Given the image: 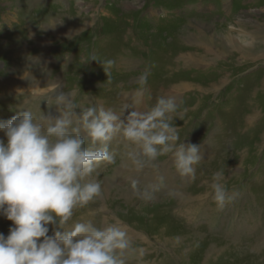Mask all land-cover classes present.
I'll list each match as a JSON object with an SVG mask.
<instances>
[{
    "label": "rangeland",
    "instance_id": "374dc122",
    "mask_svg": "<svg viewBox=\"0 0 264 264\" xmlns=\"http://www.w3.org/2000/svg\"><path fill=\"white\" fill-rule=\"evenodd\" d=\"M33 1L0 0V42L11 49L10 55L0 56V121L22 107L57 115L46 100H41L40 109L37 106L39 98L56 87V80L60 90L74 93L77 103L119 112L132 102L136 78L147 66L151 74L142 109L149 110L159 96L176 97L181 114L173 122L181 142L208 147L195 179L188 180L177 174L170 157H160L156 169L137 173L128 158L134 146L117 138L111 144L115 163L101 165L97 177L109 180L112 194L103 193L74 219L88 215L86 220L98 226L121 221L136 234H129L134 244L146 249L144 264H198L199 253L210 243L221 256L215 261L212 255L207 264H264V0ZM31 4L41 10H29L32 16L25 18L21 5ZM44 18L51 21L35 30ZM199 30L204 31L202 37ZM109 60L112 65L103 66ZM10 80L17 86L9 92ZM0 139L6 142L2 132ZM122 159L132 170L122 165L116 169L122 170L119 175L112 176ZM168 167L177 174L172 182H185L184 191L192 195L204 192V179L227 168L224 174L231 177L224 183L230 193H239L238 201L218 214L228 217V207L234 204L238 215L246 213L243 226L230 230L225 221L209 227L205 217H199L202 208L176 216L175 192L165 191L169 179L160 178L161 169ZM144 172H155L153 181L144 178ZM132 179L141 187L155 186V199H139L130 187ZM118 188L133 197L122 199ZM192 204L195 208L198 202ZM237 221L233 218L230 225ZM11 224L0 215V233L7 236ZM182 235L187 240L174 247L173 240ZM141 237L149 243H141Z\"/></svg>",
    "mask_w": 264,
    "mask_h": 264
},
{
    "label": "clouds",
    "instance_id": "9594fccd",
    "mask_svg": "<svg viewBox=\"0 0 264 264\" xmlns=\"http://www.w3.org/2000/svg\"><path fill=\"white\" fill-rule=\"evenodd\" d=\"M102 63L110 67L113 62ZM150 74L146 66L136 78L132 102L119 112L77 103L56 80L37 106L46 100L57 115L22 107L0 121L6 137V142L0 139V215L12 222L7 236L0 233V264H144L146 249L134 244L121 221L98 226L74 217L102 198L98 168L115 163L111 144L117 138L134 146L128 158L137 173L156 169L160 157H170L181 178L195 179L203 149L181 142L173 122L181 114L177 98L159 96L142 110ZM224 180V172L217 171L210 184L219 210L239 195L230 193ZM130 187L145 203L155 199V186L141 187L132 179Z\"/></svg>",
    "mask_w": 264,
    "mask_h": 264
},
{
    "label": "bare ground",
    "instance_id": "6f19581e",
    "mask_svg": "<svg viewBox=\"0 0 264 264\" xmlns=\"http://www.w3.org/2000/svg\"><path fill=\"white\" fill-rule=\"evenodd\" d=\"M52 29V28H51ZM199 37H202L203 35H204V31H202V30H199ZM206 51L208 52V51H210V48H208L207 46H206ZM27 61V60H26ZM39 71V70H38ZM45 71V70H44ZM43 73H46V72H43ZM33 83V82H32ZM34 84V83H33ZM35 85V84H34ZM6 86H7V88H8V91L10 92L15 86H17V84H16V82L13 80H10L9 82H7V84H6ZM19 86V85H18ZM184 86V85H183ZM3 87V86H2ZM22 87V86H21ZM21 87H20V89H21ZM176 87V86H175ZM174 87V88H175ZM32 88H33V86H32ZM180 88V86H178V87H176L175 89H179ZM23 90V89H22ZM21 92V91H20ZM19 92V93H20ZM27 100V99H26ZM129 100V99H128ZM34 104V103H33ZM143 110V109H142ZM117 140V139H116ZM116 140H114L115 142H116ZM119 141V140H118ZM114 146V145H113ZM206 148H208L207 147V144H206V146L204 147V148H202V149H206ZM122 165H124V170L125 171H131L132 170V165L130 166L129 165V163H127V162H124V160L122 159L121 161H120V163H118V165L113 169V171H112V176L113 175H116V176H118L119 175V173L118 172H120V171H122V170H116L119 166H122ZM127 165H129V166H127ZM124 171V172H125ZM221 171H223V172H226L227 174L229 173L228 171L229 170H227V168H224V170H221ZM141 173V172H140ZM145 173V176H144V178H147V177H149V178H151L152 179V181H153V179H154V177H155V172H152V173H150V172H144ZM226 173L224 174V175H226ZM147 174V175H146ZM128 175V174H127ZM173 176H177V174H176V172L175 171H173V172H171L170 170H169V167L168 168H163V169H161V173H160V178H165L166 180L167 179H169V180H167V183H165L164 184V190L165 191H167V192H175V199H174V203L176 204L175 205V207H174V212L176 213V216H177V214L178 215H181V211L182 210H184L183 211V214L185 215H187V212L189 213V211L190 212H192V210L193 209H195L196 211H198L200 208H202L201 209V213L199 214V217L201 218V217H205V223L207 224V225H209V227H216V225H218V224H224V222L226 221V226H227V228H230V230L232 229V228H235V229H239V228H241L242 226H243V221L244 220H246V218H247V216H245V212H243V211H241L240 212V214L238 215V213H239V211L238 210H236V208L234 207V204H232L231 205V207L229 206L228 208H229V216L227 217V215H226V217H223V216H219V214H218V212L219 211H223V210H219L218 208H217V206H216V204H212V203H215L214 202V200L212 199V196H211V188H210V184H211V182H212V179L211 180H208V179H204L205 180V182H203L201 185H203V187H204V192H202V193H200V191H199V194H198V192L195 194V195H192L191 193H187V192H185L184 191V189H185V187H186V185H185V182H175V183H173L172 182V180H173ZM229 177H231V175H226L225 176V180L226 179H228ZM212 178V177H211ZM109 179V178H108ZM103 181L101 182V184H102V188H103V193H105L107 196L108 195H111L112 193L111 192H113L112 190H113V188H111L109 185H108V182H109V180H107V179H102ZM118 180H122V178L121 179H118ZM203 180V181H204ZM226 184V183H225ZM118 191H116V192H118L119 194V196H122V199H126V200H128V199H131L132 197H133V195H132V193H124V190L123 189H117ZM164 190H160V191H162V192H164ZM120 191V192H119ZM132 196V197H131ZM109 198V197H108ZM235 200H237L238 201V199L236 198ZM193 201H195V202H198V205L195 207V208H193V204H192V202ZM212 204V205H211ZM190 207H191V209H190ZM195 212V211H194ZM222 213V212H221ZM195 214V213H194ZM175 216V215H174ZM214 216H217V219H215V217ZM87 217H88V215H86V217H85V220L87 219ZM222 217L224 218V220H222ZM237 217H238V219H237ZM233 218L237 221L236 222V224H234V225H230V223L233 221ZM241 218V219H240ZM227 219H229L228 220V223H227ZM202 220V219H201ZM245 226V225H244ZM247 228V227H246ZM134 231V230H133ZM237 231V230H236ZM242 231H244V230H242ZM128 232H130L129 234H132V235H136L135 233L133 234V232H131L130 230L128 231ZM240 232V231H239ZM250 232V231H249ZM259 235H261V234H259ZM131 236V235H130ZM183 237L182 238H180V237H178V236H176V239L175 240H173V242H174V247L175 246H177V245H179L180 243H182V242H184V240L186 239L185 238V236L184 235H182ZM258 236V235H257ZM133 237V236H132ZM263 237H264V235H263ZM142 238V237H141ZM153 239V238H152ZM263 240H264V238H262ZM187 240V239H186ZM262 240V241H263ZM141 243H149L148 242V240L147 239H145V237H143L142 238V240L140 241ZM162 242V241H161ZM209 242V241H208ZM163 243H165V244H169L170 243V241L169 240H164L163 241ZM172 244V243H171ZM254 245V244H253ZM261 245V244H260ZM236 247V246H235ZM260 247V246H259ZM252 248V247H251ZM157 249V248H156ZM179 249H181V248H179ZM182 250V249H181ZM185 250V249H184ZM177 253H178V251H177ZM201 253V252H200ZM199 253V257H200V260H199V262H198V264H207L208 262H209V260H210V258L211 257H213L212 255H215V256H217V257H214L215 258V261L216 260H218V258L221 256L220 254H219V249L217 248V246L216 245H213V244H209V245H207V247L204 249V252H202L201 254ZM177 257V259L179 260L180 258L178 257V256H176ZM181 261H182V259H180ZM206 262V263H205ZM146 263V262H145ZM232 264V263H231Z\"/></svg>",
    "mask_w": 264,
    "mask_h": 264
},
{
    "label": "crops",
    "instance_id": "0c3cea01",
    "mask_svg": "<svg viewBox=\"0 0 264 264\" xmlns=\"http://www.w3.org/2000/svg\"><path fill=\"white\" fill-rule=\"evenodd\" d=\"M31 1V3H35L33 0H30ZM34 8V9H33ZM21 9H24V11H25V18H27L28 16H32V14L30 15L29 13H27L29 10H41V6H39V5H21ZM39 19V18H38ZM45 20L43 21V22H41V24H40V26H38V27H36L35 28V30H38L39 28H41L43 25H48V20L49 21H51V19H46V18H44ZM14 22H16V18L13 20ZM38 21V20H37ZM36 23V22H35ZM43 24V25H42ZM9 26H12V23H9ZM20 27V26H19ZM19 27H16V29L18 30V28ZM43 28V27H42ZM41 28V29H42ZM40 29V30H41ZM248 32H250V31H248ZM250 35H251V32L249 33ZM2 45H4V44H2L1 42H0V56H5L6 55V53H7V56L8 55H10V54H8V53H10L11 52V49H9V48H7V47H3ZM28 47L30 46V48H31V44L29 45H27ZM250 48H251V46H249ZM5 54V55H4ZM262 56V55H261ZM3 66H5V65H3ZM6 67V66H5ZM125 105V104H124Z\"/></svg>",
    "mask_w": 264,
    "mask_h": 264
}]
</instances>
